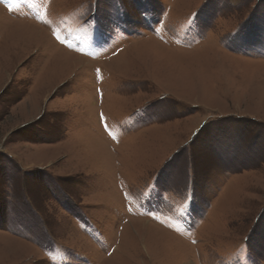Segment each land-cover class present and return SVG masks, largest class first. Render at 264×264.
<instances>
[{"label":"rangeland","instance_id":"1","mask_svg":"<svg viewBox=\"0 0 264 264\" xmlns=\"http://www.w3.org/2000/svg\"><path fill=\"white\" fill-rule=\"evenodd\" d=\"M0 264H264V0H0Z\"/></svg>","mask_w":264,"mask_h":264},{"label":"bare ground","instance_id":"2","mask_svg":"<svg viewBox=\"0 0 264 264\" xmlns=\"http://www.w3.org/2000/svg\"><path fill=\"white\" fill-rule=\"evenodd\" d=\"M25 31H27L26 33H30L29 32V30H27V29H25ZM24 32V31H23ZM23 34V33H22ZM33 34V33H32ZM31 35V34H30ZM69 56V60H68V62L70 63V64H73L75 61L76 62H78L79 60H81L80 58H75V57H73V56H71V55H68Z\"/></svg>","mask_w":264,"mask_h":264},{"label":"snow or ice","instance_id":"3","mask_svg":"<svg viewBox=\"0 0 264 264\" xmlns=\"http://www.w3.org/2000/svg\"><path fill=\"white\" fill-rule=\"evenodd\" d=\"M101 120L103 121V114H101Z\"/></svg>","mask_w":264,"mask_h":264}]
</instances>
